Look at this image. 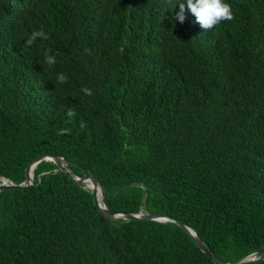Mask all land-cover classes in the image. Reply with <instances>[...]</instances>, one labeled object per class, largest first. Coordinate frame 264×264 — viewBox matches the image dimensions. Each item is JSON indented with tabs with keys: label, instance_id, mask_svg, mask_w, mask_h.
I'll list each match as a JSON object with an SVG mask.
<instances>
[{
	"label": "trees",
	"instance_id": "1",
	"mask_svg": "<svg viewBox=\"0 0 264 264\" xmlns=\"http://www.w3.org/2000/svg\"><path fill=\"white\" fill-rule=\"evenodd\" d=\"M225 2L234 19L205 31L167 0H0V175L60 155L108 209L170 215L224 262L260 250L264 0ZM0 264L215 263L174 221L104 215L43 159L0 191Z\"/></svg>",
	"mask_w": 264,
	"mask_h": 264
},
{
	"label": "water",
	"instance_id": "2",
	"mask_svg": "<svg viewBox=\"0 0 264 264\" xmlns=\"http://www.w3.org/2000/svg\"><path fill=\"white\" fill-rule=\"evenodd\" d=\"M43 159L53 161L58 166V168L60 170L67 173L69 175V177L77 183H84V180L86 178L89 179L92 182V187L91 188L89 187V188L91 189V192L93 194L94 202H95L96 206L104 215H106L110 218H122L124 220H150L151 219V220H158V221H174L178 225L182 226L192 236L196 245L205 254H207L215 264H248V263H251V262H254V261H257L259 259L264 258V245H263V247L260 250L255 251L253 253H250L248 256H246L245 258H243L239 262H235V263L224 262V261H221L220 259H218V257L216 255H214V253L198 237V235L196 234L194 229L187 226L182 221H179V220L172 218L170 215L161 214V213H148V212H143L142 210H140L138 213H130V212L117 211V210L106 208V206L104 205V202H103L102 186H101L98 178L91 171H88L87 174H85L83 176L73 175L66 168L65 159L60 155L47 153V154L38 155L35 158H33L32 160H30L24 169L25 179L21 183H14L9 178H7L6 176L0 175V191L3 189H10V190L26 189L27 187H29L33 182V177L32 178L28 177V171H29V169L35 168L36 165ZM98 190L100 193V197H101V201L103 203V206L100 205L99 199L97 197Z\"/></svg>",
	"mask_w": 264,
	"mask_h": 264
},
{
	"label": "clouds",
	"instance_id": "3",
	"mask_svg": "<svg viewBox=\"0 0 264 264\" xmlns=\"http://www.w3.org/2000/svg\"><path fill=\"white\" fill-rule=\"evenodd\" d=\"M171 4V8L179 5V11L175 14V19L183 23L185 20V8L195 17V21L200 25L201 29L207 31L220 24L222 21H232L234 19L232 6L226 3L225 0H167ZM48 39V36L42 30L33 31L25 41V44L31 46L37 38ZM45 61L49 65L55 64V57L45 53ZM57 81L64 83L67 81V76L64 74L57 75ZM81 91L91 96V89L84 87ZM69 117L75 115L70 109L67 113ZM70 134V129L64 128L58 130V135Z\"/></svg>",
	"mask_w": 264,
	"mask_h": 264
},
{
	"label": "bare ground",
	"instance_id": "4",
	"mask_svg": "<svg viewBox=\"0 0 264 264\" xmlns=\"http://www.w3.org/2000/svg\"><path fill=\"white\" fill-rule=\"evenodd\" d=\"M34 169V168H33ZM33 169H29V171H28V177L29 178H32L33 177ZM84 183L86 184V186L87 187H92V182L89 180V179H85L84 180ZM97 197H98V199H99V202H100V205H102L103 206V203H102V201H101V197H100V193H99V190H98V192H97Z\"/></svg>",
	"mask_w": 264,
	"mask_h": 264
}]
</instances>
